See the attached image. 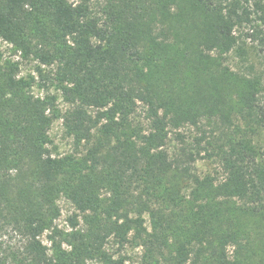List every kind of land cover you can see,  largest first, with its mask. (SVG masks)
Listing matches in <instances>:
<instances>
[{
	"label": "trees",
	"instance_id": "obj_1",
	"mask_svg": "<svg viewBox=\"0 0 264 264\" xmlns=\"http://www.w3.org/2000/svg\"><path fill=\"white\" fill-rule=\"evenodd\" d=\"M2 41L68 108L0 53V221L27 239L0 241V264H128V244L141 264H264V75L221 61L264 54V0H0ZM57 118L74 152L50 151ZM204 121L187 145L179 130ZM213 157L222 178L197 172Z\"/></svg>",
	"mask_w": 264,
	"mask_h": 264
},
{
	"label": "rangeland",
	"instance_id": "obj_2",
	"mask_svg": "<svg viewBox=\"0 0 264 264\" xmlns=\"http://www.w3.org/2000/svg\"><path fill=\"white\" fill-rule=\"evenodd\" d=\"M250 45V44H249ZM249 53L247 56H241L239 53L232 52L230 54L222 55V59L218 56L217 53H212L214 58H218L219 61L224 63V65L231 67L235 71H245L247 73L257 72L264 75V54L258 53L253 47L248 46ZM0 53L2 54L3 59L16 61L19 64V77L23 78L25 81L31 83L29 90L36 97H47V95H56V106L62 111L68 108L67 103L64 101L61 90L58 89L55 84H52L51 81H45L42 79L37 72L39 63L36 60L30 59L27 60L23 58L14 47L5 42H0ZM55 67H46L47 73L54 76ZM49 75V76H50ZM34 77V78H33ZM212 126L208 122L204 121L199 127H195L192 124H187L185 127H182L179 131L182 134L183 139L186 144L189 146L197 145V138H199L203 131H210ZM203 130V131H202ZM259 136L263 138L264 142V132H260ZM50 142L48 147L54 155L67 154L75 151V141L70 137L64 128L63 120L57 118L53 121L51 128L49 130ZM175 132L171 133V145L172 147L181 146V141L176 138ZM202 155H205V152L202 151ZM25 174L28 173V165L25 164ZM197 172L205 174L212 173L215 176L222 178V169L219 163V160L215 157L213 158H199L196 163ZM16 172V171H13ZM13 185H17V179L14 174H8ZM56 204L61 210L60 217L56 218L54 225L58 226L63 230H71V224L69 217L74 215L76 212L74 205L64 196L57 198ZM52 230H46L43 234L40 235L42 242L51 247ZM22 235L20 230L13 224H8L7 222L0 221V241L4 243V248L9 246L23 247L27 243V239ZM109 249L112 252H117L118 245L114 242L109 244ZM123 254L128 257V264H141L142 249L140 247H134L132 244H128L123 249Z\"/></svg>",
	"mask_w": 264,
	"mask_h": 264
}]
</instances>
